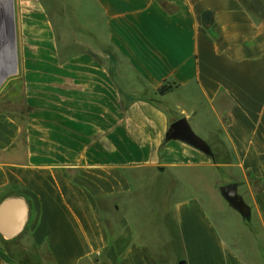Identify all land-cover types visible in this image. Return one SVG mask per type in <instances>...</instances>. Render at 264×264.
<instances>
[{"label":"crops","instance_id":"1","mask_svg":"<svg viewBox=\"0 0 264 264\" xmlns=\"http://www.w3.org/2000/svg\"><path fill=\"white\" fill-rule=\"evenodd\" d=\"M63 10L61 57L49 13L25 51L48 85L0 111V264H264V0ZM182 118L207 153L169 137Z\"/></svg>","mask_w":264,"mask_h":264},{"label":"rangeland","instance_id":"2","mask_svg":"<svg viewBox=\"0 0 264 264\" xmlns=\"http://www.w3.org/2000/svg\"><path fill=\"white\" fill-rule=\"evenodd\" d=\"M63 2L0 0V111L19 119L24 118L28 110L25 86L48 85L46 69H32V61L34 63L36 60L26 56L25 51L42 49V36L44 39L50 37L45 24L46 14L49 13L52 24L50 31L54 34L56 49L61 57L64 36L69 33V28L65 26L67 18L64 17ZM74 29L78 34L79 28L76 26ZM30 37L37 44L28 41ZM53 72L54 69H51L53 86H58L61 75L57 76Z\"/></svg>","mask_w":264,"mask_h":264},{"label":"water","instance_id":"3","mask_svg":"<svg viewBox=\"0 0 264 264\" xmlns=\"http://www.w3.org/2000/svg\"><path fill=\"white\" fill-rule=\"evenodd\" d=\"M169 137L171 139L182 140L203 152H208L206 143L193 132L188 122L183 118L171 124ZM220 192L230 203V205L233 206L237 211H239L243 216L246 217L249 215V207L246 205L242 197L238 194L236 184L232 183L223 185L220 187Z\"/></svg>","mask_w":264,"mask_h":264},{"label":"trees","instance_id":"4","mask_svg":"<svg viewBox=\"0 0 264 264\" xmlns=\"http://www.w3.org/2000/svg\"><path fill=\"white\" fill-rule=\"evenodd\" d=\"M164 6L166 7V9L168 10V11H173L174 10V8L173 7H171V6H169L168 4H164ZM172 89H173V87L172 86H168V85H164V86H162L160 89H158V94H160V95H166V94H168L170 91H172Z\"/></svg>","mask_w":264,"mask_h":264}]
</instances>
